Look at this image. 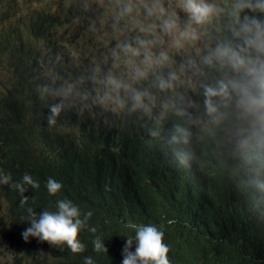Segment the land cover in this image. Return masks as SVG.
<instances>
[{
    "label": "clouds",
    "instance_id": "1",
    "mask_svg": "<svg viewBox=\"0 0 264 264\" xmlns=\"http://www.w3.org/2000/svg\"><path fill=\"white\" fill-rule=\"evenodd\" d=\"M78 5L87 6L84 1ZM108 7L115 45L109 47L110 42L105 43L109 52L103 68L94 65L83 75L90 91L81 92L73 84L39 87L41 97L58 98L48 105V125L56 124L71 98V102L81 101L85 106L90 102L105 118L117 116L107 111L147 117L154 122L155 128L149 134L155 139L160 137L162 123H170L169 116H175L184 124L173 120L169 141L173 145L188 144L190 127L212 135L222 134L236 153V171L230 167L228 174L231 173L237 196L244 195L246 205L264 223L256 212L264 208V0H230L226 6L216 0H108ZM181 12L186 19H182ZM222 19L223 31L220 27L208 29L213 23L219 25ZM0 44H6L3 29ZM24 84L8 75L4 83L8 98L24 97L20 94ZM190 92L198 98L194 99ZM12 153L19 154L13 149ZM175 156L180 164L186 162L182 150L177 149ZM44 157L47 191L56 200L46 196L51 202L40 209L34 208V195L26 187L37 189L39 183L28 174L22 180L15 177L9 170L10 163L0 157V219L7 218L0 226V264H21L23 260V264H67L68 258L86 249L94 247L97 252H107L105 245L124 242L123 259L117 264H176L163 242V238L167 240L166 232L150 220L117 231L110 237L114 241L97 237L80 242L78 235L89 227L92 212L64 198L83 190L80 185L84 176L75 181L60 156ZM192 167L196 173L199 171ZM202 170L203 188L216 189L220 177L210 164ZM193 175L190 169V177ZM10 192H17L19 204L26 212L18 221L10 210ZM9 221L18 230V247L6 237ZM89 231L95 233L96 228L89 227ZM49 244H66L69 249L53 259ZM133 244L134 252L130 250ZM7 246L11 247L9 255L3 253ZM21 255L23 258H19ZM84 264H93L92 258H85Z\"/></svg>",
    "mask_w": 264,
    "mask_h": 264
},
{
    "label": "trees",
    "instance_id": "2",
    "mask_svg": "<svg viewBox=\"0 0 264 264\" xmlns=\"http://www.w3.org/2000/svg\"><path fill=\"white\" fill-rule=\"evenodd\" d=\"M80 2L82 0L59 8V13L67 16L71 6H75V10H81L74 20L82 19L87 7H78ZM229 3L227 0L223 6ZM35 15L38 22L36 33L54 23L52 13L42 11L35 12ZM224 23L222 19L219 25L213 23L208 29L220 27L223 31ZM19 40L17 37L7 40L5 46L0 44V55L9 50L16 61L13 65L17 70L14 81L25 83L20 92L25 96L19 99L8 98L6 88H0V145L4 146L0 147V157L10 163L9 170L15 177L22 180L28 174L39 183L37 189L26 186L34 195L35 209L51 202L46 196L55 198L47 191V157L44 156H60L75 181L84 176L80 185L83 190L64 198L80 209L92 212L88 226L95 227L96 232L89 231V227L81 229L80 242L94 241L97 237L105 242L114 241L110 237L117 231L150 220L166 232L167 240L163 238V242L172 252L176 264H264V223L246 205L244 195L237 196L231 173L228 174L230 167L236 171V153L222 134L212 135L190 127L192 135L188 144L173 145L169 142L173 120L184 124L175 116H169L170 123L163 122L162 130L156 129L161 133L155 139L149 134L155 128L154 122L147 117L107 111L117 113V116L106 119L90 102L85 106L81 101L71 102V98L56 124L49 126L48 105L57 102L58 98L51 95L41 97L39 87L59 88L73 84L79 91L88 92L91 86L86 79H79L80 69L73 67L76 72H71L68 52L58 53L53 39L49 41L50 50L39 61V81H25L19 71V53L24 48L23 43L17 46ZM65 51H68L67 47ZM26 52L39 53L32 47ZM3 70L6 73L0 79L8 76ZM12 149L19 154H13ZM177 149L186 155L184 164H180L175 156ZM1 161L5 163L4 159ZM206 164H210L220 177L216 189H205L200 182ZM192 166L199 171L196 173ZM190 169L194 171V178L190 177ZM7 198L17 221L22 219L26 212L19 204L17 192H10ZM256 212L264 220V208ZM5 219H0V226H4ZM6 237L12 246H19L18 230L10 221ZM125 244L105 245L107 252H97L94 247L86 249L82 254L68 258L67 264H84L87 257L92 258L93 264H117L123 259ZM49 246L53 259L63 256L69 249L66 244ZM130 250L135 251L134 244Z\"/></svg>",
    "mask_w": 264,
    "mask_h": 264
},
{
    "label": "bare ground",
    "instance_id": "3",
    "mask_svg": "<svg viewBox=\"0 0 264 264\" xmlns=\"http://www.w3.org/2000/svg\"><path fill=\"white\" fill-rule=\"evenodd\" d=\"M77 6L80 7L79 5ZM58 9L55 11L49 0H27L23 3L15 2L13 0L1 2L0 30H4V36L6 41H12L15 38L19 37L20 40L16 42L17 46L19 47L20 43L24 44L23 50L21 51V53H19V61L21 62L19 71L25 81H39V61L50 50L49 41L51 39H53L52 42L56 45L58 53L64 54V52H66L61 39L58 38V35L61 33V30L65 29V23H63V21H66V24L68 26H71L74 21H76L77 23H82L85 21H93L100 19L97 14L91 11L90 13H85L82 19L74 20L77 13L81 9L75 10V6H71L70 13L67 16H61ZM42 11L52 13L55 16V20L51 26L36 33L35 30H37L38 22L36 21L37 15H35V12L39 13ZM89 15L92 17L91 19ZM3 18H5L7 21L6 25L1 21ZM63 33H65V31ZM31 47L35 48L39 53L37 55L27 53L26 50ZM61 48H64V51H61ZM5 53H10V51L6 50ZM3 55H0V59L3 57ZM66 56L68 58V61L72 60L69 58L68 53L66 54ZM15 64L16 61L8 64V66L3 65V68L7 71V73H9L8 75L11 76L13 80H15L17 74V70L13 66ZM91 68L92 65H85V67H81V73L78 72L79 79L84 78L83 75L87 72V70H90ZM71 71L76 72L75 69H72ZM6 80L7 77L5 79H2L1 81L2 86L0 88L2 90L5 88L4 83ZM162 125H164V123H162Z\"/></svg>",
    "mask_w": 264,
    "mask_h": 264
},
{
    "label": "rangeland",
    "instance_id": "4",
    "mask_svg": "<svg viewBox=\"0 0 264 264\" xmlns=\"http://www.w3.org/2000/svg\"><path fill=\"white\" fill-rule=\"evenodd\" d=\"M7 0H0L1 2ZM15 2H26L27 0H13ZM79 0H49L53 9L56 11L59 8L67 7L70 3H75ZM87 4V13L94 12L100 19L93 21H85L77 23L74 21L71 26L65 23V29L61 30L58 38L63 40L64 47L68 48V56L71 61H68L70 70L76 67L78 70L85 65H100L104 67V58L108 55L109 49L105 47L106 42H110L109 47L115 45V39L113 38V32L111 29V9L108 7V0H83ZM227 0H216V2L223 6ZM95 2V3H94ZM55 6H54V5ZM98 4V5H97ZM57 6V7H56ZM95 6V7H94ZM89 7V8H88ZM98 7V8H97ZM182 19H186L184 13H180ZM90 16V15H89ZM92 17L90 16V19ZM2 23L5 25L7 21L3 18ZM65 31V33H63ZM85 40V43L83 42ZM83 44V45H81ZM93 45V47H92ZM98 61V64L94 59ZM12 54L5 53L0 59V78H3L4 73L3 65L13 63ZM87 67V66H86ZM88 69V68H86ZM72 72V71H71ZM89 72V70H87ZM2 79H0V87ZM1 212V211H0ZM8 227V224L6 225ZM5 227V228H6ZM0 239L2 234L0 233ZM11 250L10 246L3 248V253L9 255Z\"/></svg>",
    "mask_w": 264,
    "mask_h": 264
}]
</instances>
